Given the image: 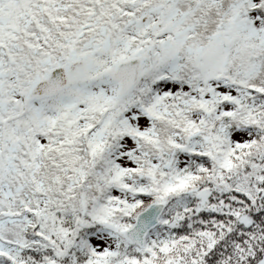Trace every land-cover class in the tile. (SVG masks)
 <instances>
[{
	"label": "snow or ice",
	"instance_id": "6c2138e0",
	"mask_svg": "<svg viewBox=\"0 0 264 264\" xmlns=\"http://www.w3.org/2000/svg\"><path fill=\"white\" fill-rule=\"evenodd\" d=\"M0 264H264V0H0Z\"/></svg>",
	"mask_w": 264,
	"mask_h": 264
}]
</instances>
